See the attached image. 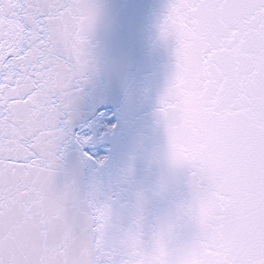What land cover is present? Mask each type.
Listing matches in <instances>:
<instances>
[{"label": "snow or ice", "instance_id": "snow-or-ice-1", "mask_svg": "<svg viewBox=\"0 0 264 264\" xmlns=\"http://www.w3.org/2000/svg\"><path fill=\"white\" fill-rule=\"evenodd\" d=\"M97 17L94 0H0V264H264V0H169L175 71L155 115L181 179L166 228L145 224L154 161L136 150L114 194L59 182L73 139L92 159L74 109ZM201 214L195 252L171 255Z\"/></svg>", "mask_w": 264, "mask_h": 264}, {"label": "water", "instance_id": "water-1", "mask_svg": "<svg viewBox=\"0 0 264 264\" xmlns=\"http://www.w3.org/2000/svg\"><path fill=\"white\" fill-rule=\"evenodd\" d=\"M113 119L111 118V113L108 112L104 118V120L102 121V125L103 126H108V127H111L113 125Z\"/></svg>", "mask_w": 264, "mask_h": 264}]
</instances>
